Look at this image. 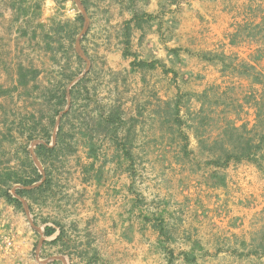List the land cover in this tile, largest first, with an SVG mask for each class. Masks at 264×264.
<instances>
[{
    "label": "rangeland",
    "instance_id": "obj_1",
    "mask_svg": "<svg viewBox=\"0 0 264 264\" xmlns=\"http://www.w3.org/2000/svg\"><path fill=\"white\" fill-rule=\"evenodd\" d=\"M7 1L17 8L21 24L16 70L21 87L7 115L13 119L9 124L13 134L1 150L8 154L0 157L7 169H17L1 175L5 179L9 172L30 174L33 165L44 177L46 166L53 182L37 204L22 199V208L0 196V264H55L47 259L57 256L66 264H107L106 257L92 247L98 238L85 234L82 224L73 222L87 201L86 189L78 187L88 182L107 188L117 200L118 214L136 228V234L128 231L127 238H135L137 243L154 240L165 264H264L256 261L264 258V149L258 155L261 167L245 161L231 162L226 168L209 163L220 155L221 144L216 142L223 141L229 127L244 126L246 135L255 141L261 132L255 103L263 101L264 8L260 3L264 0H249L254 23H232L226 39L232 47L202 53L220 66L221 81L199 91H189L185 77L183 85L180 78L164 85L165 80L153 70L133 71L131 63L148 54L145 49L139 55L133 52L131 28L133 57H124L126 22L121 31L111 24L118 13L113 8L115 0H84L85 6L81 0ZM122 3L126 15L145 14L138 9L137 0ZM80 15L82 24L77 21ZM121 16L125 14L121 12ZM155 18L145 19L141 26L150 27ZM207 38L202 35L198 42ZM115 62L121 66L119 71L114 70ZM164 73L168 75L165 69ZM83 78L85 82L77 88ZM63 93L67 103L61 109L58 100ZM139 103L145 104L142 119L132 117V109ZM113 110L120 118L117 141L98 126ZM156 110L168 120L152 122L149 116ZM61 125L64 142L76 152L44 166L36 147L47 138L49 147L54 146ZM124 148L132 154V168L127 157L115 154ZM147 150L150 153L143 155ZM213 173L225 178L224 186L216 184ZM4 185L0 182V195L7 188ZM38 185L40 182L33 187ZM18 188L15 184L10 192L14 195ZM90 192L91 197L95 195ZM234 208L252 214L249 240L237 231L243 221ZM56 224L66 232L60 249L49 247L50 237L44 235L46 226L59 232ZM152 224L167 231L160 243L157 231L155 238L146 232ZM39 241L43 243L38 250ZM184 253L194 260L187 262Z\"/></svg>",
    "mask_w": 264,
    "mask_h": 264
},
{
    "label": "crops",
    "instance_id": "obj_2",
    "mask_svg": "<svg viewBox=\"0 0 264 264\" xmlns=\"http://www.w3.org/2000/svg\"><path fill=\"white\" fill-rule=\"evenodd\" d=\"M249 3V0H137L139 10L156 18L150 23V27H135L132 25L131 44L133 52L139 55L145 49L148 55L139 57L138 62L142 59L147 64H155L154 69L150 70L160 74V78L165 80L164 85L167 82H174L178 78L182 83V77H185L190 82L189 87L191 88H188L189 91L205 90L208 86L219 83L221 76L220 66L216 61L209 56L205 58L202 53L225 51V48L233 46L231 41L226 40L230 37L232 23L239 21L245 23V25H251L255 21L249 15L252 13V10H250L252 6H249ZM260 4L264 8V1ZM113 8H116L118 13L111 24L121 31L125 22L132 20L133 15L130 13L126 15L122 0H115ZM121 12L125 14L124 18H122ZM17 15V8L15 9L14 5L12 6L7 0H0V157L5 153L8 154L1 150L2 147H6L9 134H13V131L10 132L11 126H9L13 119L9 120L7 115L13 108L12 102L16 101L15 92L21 87V84L17 82L19 76L16 72L17 58L20 55L19 28L21 27ZM202 35H208V38L199 43V38ZM114 55H111V59ZM115 58H121V54L116 55ZM114 66L115 71L121 69L120 64L116 62ZM164 69L168 72V75H165ZM133 71L140 70L134 68ZM163 101H166V98H163ZM151 104L152 102H149L148 106H151ZM142 108H145V104H135L132 109V117L136 119L142 117L141 114L144 113V111L141 112V110H144ZM151 112L149 110L148 114ZM163 117V113L157 110L149 116L152 122L154 119L168 120ZM21 140H23L22 137ZM125 150L128 151L126 148L120 151L116 150L115 154L125 156ZM112 153L114 154V152ZM147 153L149 154L150 151H143V155ZM121 160L123 161V159ZM132 161V154L130 153V158L127 157L126 162L131 168L133 167ZM150 166L153 165L150 164ZM6 167L5 162H0V175L3 171H15L17 169L13 166L10 169ZM119 167L117 164L116 169ZM78 188L86 189L85 198L87 201L78 210L81 214L75 216L73 222L82 224L85 234L89 232L98 238H94L95 242L92 247L99 251L103 258L106 257L107 264H165L163 259L165 256H161V248H156L155 245L159 244H156L154 240L137 243L135 238H127V232L130 231L131 234L133 232L134 235L136 234V228L134 229L129 226V223L123 221L124 217L118 214L117 207L114 205L117 200L112 198L107 188L93 182L83 183ZM86 191H89V194L90 191H94L95 195L91 197ZM89 206L92 207L89 208ZM95 206L97 209H94ZM234 212H236L235 215L242 217L243 221V226L237 231H241L246 240H249L251 233L248 229L251 212L241 208H234ZM152 225L147 226L146 232L150 236L153 234V238L158 232L156 235L160 243L162 237L159 238L161 235L158 228L155 224ZM33 229L40 234L41 230L39 228L33 227ZM154 230L157 232L155 233ZM57 235L55 233L47 241L49 243L54 241ZM40 243L43 242L39 241L38 250L42 246ZM208 246L210 247V245ZM49 247L53 249L61 248L60 245H50ZM247 247L249 249L250 246L247 245ZM158 250L159 254L157 255ZM190 251L193 252L194 250L190 248ZM203 251H206V248H203ZM256 261L260 263V261H264V258L256 259ZM50 262L66 264L65 259L60 256L48 258L47 263Z\"/></svg>",
    "mask_w": 264,
    "mask_h": 264
},
{
    "label": "trees",
    "instance_id": "obj_3",
    "mask_svg": "<svg viewBox=\"0 0 264 264\" xmlns=\"http://www.w3.org/2000/svg\"><path fill=\"white\" fill-rule=\"evenodd\" d=\"M83 2V5L85 6L84 0H81ZM86 8V7H85ZM147 19L148 21H151L154 19L152 15L149 14H135L132 18V20L126 22L125 29H124V38H125V52L124 57H133V54L130 52V37H131V28L132 25L135 24V27H141V23ZM77 21L82 24L84 21L83 16H79ZM155 64H147L145 62H138L133 61L131 63L132 68H148V69H154ZM85 78L81 79L77 83V88L81 86L85 82ZM257 81H259L257 79ZM260 83V82H258ZM71 98L74 100V90H71L70 92ZM263 99V101H261ZM261 103H258L256 101L255 107L257 106V112H256V121L258 123L259 128L261 129V132L258 134V140L255 141V137L247 136L246 133H248L243 126L242 128H237L234 126H231L228 128V130L225 132L223 136V141L216 142V145L221 144L219 146L220 149V155L216 158H213L210 160V164L215 166V168H226L229 166L231 162L241 163L243 161L254 163L256 165L260 164L259 161V153L264 149V89L262 90L261 94ZM67 103V96L66 93H63V95L58 100V105L61 107H65ZM62 111V110H60ZM58 110L57 112L60 113ZM170 111L167 110L166 115L171 116ZM178 112V106L176 105L175 108V114ZM71 113V110L68 112H65L63 115V118L68 117V115ZM174 114V115H175ZM120 118L119 113L117 110H113L110 112L106 122H100L98 123L100 132H105L106 134L111 133L112 139H115L117 141V132L119 130V124ZM63 126L61 125L58 130V134L56 137V142L54 146L49 147V139L47 138V142L45 144H39L36 147V156L41 161V163L45 166L47 163H50L52 159L59 158L60 156H68L71 154H74L76 151L73 147L69 146L64 142L63 138ZM229 148H228V146ZM93 147V146H92ZM94 148V147H93ZM95 152V150H94ZM125 156L130 158V153L125 150ZM260 166V165H259ZM261 167V166H260ZM45 176L41 175L39 173V170L32 165L31 173H24L23 175L18 174L17 172H9L6 174L5 179L2 178V175L0 176V182L4 183V187L6 186V190L1 193V197L5 198L6 201L9 204H13L18 208H22L23 203L22 199H26L28 201H31L32 204H37L40 201L41 196L48 193L52 188V172L45 166ZM213 178L216 179V184L219 186L225 185V178L219 177L217 173H213ZM5 180V181H4ZM40 185L33 187L35 184L39 183ZM11 184V185H10ZM20 185V188H18L13 195L10 190L13 185ZM38 196L39 198H36ZM30 209H32V205L30 206ZM161 224V222H159ZM59 232L56 237V239L52 242H50V245L57 246L60 243L63 242L66 232H64V228L61 225L56 224ZM158 228V231L161 235V237L167 236V231L164 227L161 225H155ZM55 233H57V229L51 226H46L44 229V235L46 237H51ZM62 246V245H61ZM185 260L187 262H192V260L189 259V254L184 253Z\"/></svg>",
    "mask_w": 264,
    "mask_h": 264
},
{
    "label": "built area",
    "instance_id": "obj_4",
    "mask_svg": "<svg viewBox=\"0 0 264 264\" xmlns=\"http://www.w3.org/2000/svg\"><path fill=\"white\" fill-rule=\"evenodd\" d=\"M57 234H58V231H57Z\"/></svg>",
    "mask_w": 264,
    "mask_h": 264
},
{
    "label": "water",
    "instance_id": "obj_5",
    "mask_svg": "<svg viewBox=\"0 0 264 264\" xmlns=\"http://www.w3.org/2000/svg\"><path fill=\"white\" fill-rule=\"evenodd\" d=\"M76 1H78V0H76Z\"/></svg>",
    "mask_w": 264,
    "mask_h": 264
}]
</instances>
